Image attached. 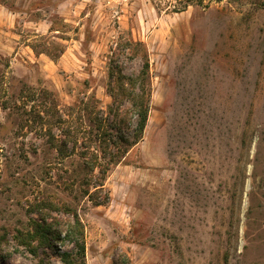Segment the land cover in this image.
Returning a JSON list of instances; mask_svg holds the SVG:
<instances>
[{"label": "rangeland", "instance_id": "obj_1", "mask_svg": "<svg viewBox=\"0 0 264 264\" xmlns=\"http://www.w3.org/2000/svg\"><path fill=\"white\" fill-rule=\"evenodd\" d=\"M115 53L151 99L97 206L61 180L83 138L53 144L106 119ZM45 201L86 264H264V0H0V264L44 258L21 235L65 221Z\"/></svg>", "mask_w": 264, "mask_h": 264}, {"label": "trees", "instance_id": "obj_2", "mask_svg": "<svg viewBox=\"0 0 264 264\" xmlns=\"http://www.w3.org/2000/svg\"><path fill=\"white\" fill-rule=\"evenodd\" d=\"M148 69L149 63L146 62L138 73L128 76L123 73L120 55L115 53L109 64L108 91L112 104L108 107L106 119L96 117L88 133L81 128L68 126L63 138L55 140L53 144L59 156L66 160L75 154L74 147L68 150V143L71 140L77 142L80 136L83 138L75 168L71 173L65 172L61 180L69 191H74L78 186L84 197L95 201L97 206L108 202L109 195H106L105 203L96 201L97 194L105 192L108 173L143 140L151 99ZM61 122L69 123L66 120ZM45 202V206L59 210L67 218L57 227L37 223L33 233L21 235L22 239L28 241L31 255L37 258L39 251L44 255L38 264H51L52 257L58 258L62 264H86L84 227L79 216L67 205L58 209L54 203ZM35 241L37 246L32 245Z\"/></svg>", "mask_w": 264, "mask_h": 264}]
</instances>
